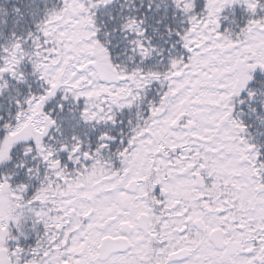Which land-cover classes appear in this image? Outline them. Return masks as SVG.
I'll list each match as a JSON object with an SVG mask.
<instances>
[{"label":"snow or ice","instance_id":"obj_1","mask_svg":"<svg viewBox=\"0 0 264 264\" xmlns=\"http://www.w3.org/2000/svg\"><path fill=\"white\" fill-rule=\"evenodd\" d=\"M0 264H264V0H0Z\"/></svg>","mask_w":264,"mask_h":264}]
</instances>
